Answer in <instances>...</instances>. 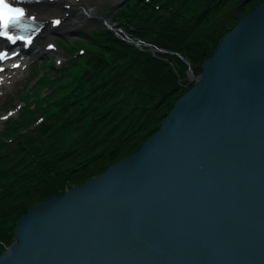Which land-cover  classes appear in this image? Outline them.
I'll use <instances>...</instances> for the list:
<instances>
[{
	"label": "water",
	"instance_id": "95a60500",
	"mask_svg": "<svg viewBox=\"0 0 264 264\" xmlns=\"http://www.w3.org/2000/svg\"><path fill=\"white\" fill-rule=\"evenodd\" d=\"M187 77L134 153L28 207L0 264H264V0Z\"/></svg>",
	"mask_w": 264,
	"mask_h": 264
},
{
	"label": "trees",
	"instance_id": "16d2710c",
	"mask_svg": "<svg viewBox=\"0 0 264 264\" xmlns=\"http://www.w3.org/2000/svg\"><path fill=\"white\" fill-rule=\"evenodd\" d=\"M129 1L125 25H116V32L145 44L126 43L106 28L109 59L93 61L73 100L25 128L26 121L15 124L14 138H0V253L28 207L134 153L155 132L192 84L181 57L198 74L217 45L211 31L231 0ZM258 1L241 0L234 23Z\"/></svg>",
	"mask_w": 264,
	"mask_h": 264
},
{
	"label": "rangeland",
	"instance_id": "374dc122",
	"mask_svg": "<svg viewBox=\"0 0 264 264\" xmlns=\"http://www.w3.org/2000/svg\"><path fill=\"white\" fill-rule=\"evenodd\" d=\"M128 1L93 0L95 6L91 9H95L92 14L94 20L78 21L74 25L65 26L63 31L54 29L45 38L36 35L30 51L14 59L21 61L18 68H12V61L6 63L8 70L0 73V138H14L19 134L15 124L26 121L21 124V128H25L36 119L37 122L39 117L54 114L60 104L73 100L75 90L81 87L82 75L90 70L93 61L98 57L109 59L107 35L113 36L116 31L109 32L106 28L125 25L124 12H129ZM240 2L241 0H231L227 4V13L211 31L214 45L221 38V33L235 24V10ZM130 6L133 4L130 3ZM127 37L133 39L129 35ZM119 38L127 40L126 37ZM133 41L137 44L131 45L136 47L145 44L139 39ZM188 67L186 65L184 71L187 82L191 81L187 77ZM194 76L192 73V77Z\"/></svg>",
	"mask_w": 264,
	"mask_h": 264
},
{
	"label": "bare ground",
	"instance_id": "6f19581e",
	"mask_svg": "<svg viewBox=\"0 0 264 264\" xmlns=\"http://www.w3.org/2000/svg\"><path fill=\"white\" fill-rule=\"evenodd\" d=\"M94 6L95 2L93 0H33V3L29 6H23L26 9L27 16L29 18L35 17V21L40 25L38 33L31 34L33 42L30 44V49L37 36L45 38L54 29L63 31L65 26L74 25L78 21L94 20L92 14L95 9H91ZM55 19H59L61 23L56 27H52L49 21Z\"/></svg>",
	"mask_w": 264,
	"mask_h": 264
},
{
	"label": "snow or ice",
	"instance_id": "6c2138e0",
	"mask_svg": "<svg viewBox=\"0 0 264 264\" xmlns=\"http://www.w3.org/2000/svg\"><path fill=\"white\" fill-rule=\"evenodd\" d=\"M27 17L26 9L19 6H14L11 0H0V37H6L7 40L15 43L17 40L25 41L26 45L33 42V36L24 35H12L10 34L11 29H19L22 31H29L32 27L28 23H25ZM30 19L35 20V17H30ZM53 25H60L61 21L55 19L52 21ZM35 31H39L38 28ZM51 48L52 45H49ZM15 55V53H13ZM6 57V53L0 52V60ZM17 67V65H13Z\"/></svg>",
	"mask_w": 264,
	"mask_h": 264
}]
</instances>
